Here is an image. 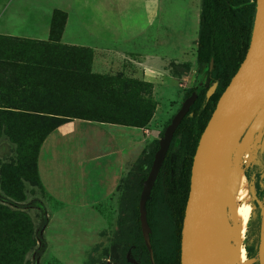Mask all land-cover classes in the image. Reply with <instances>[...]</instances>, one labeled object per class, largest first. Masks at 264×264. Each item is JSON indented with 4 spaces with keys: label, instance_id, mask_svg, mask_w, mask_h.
I'll use <instances>...</instances> for the list:
<instances>
[{
    "label": "rangeland",
    "instance_id": "rangeland-1",
    "mask_svg": "<svg viewBox=\"0 0 264 264\" xmlns=\"http://www.w3.org/2000/svg\"><path fill=\"white\" fill-rule=\"evenodd\" d=\"M56 11L66 12L63 5L52 0H0V34L15 33L44 39L54 21H58ZM60 42L65 44L64 40L60 39ZM79 44L86 47L77 48L92 52L88 47L90 41H80ZM195 44V40L188 41L186 57L189 63L193 59ZM90 70L92 72L91 66ZM186 70V78L181 82L184 85L182 99L169 104V112L168 96L163 90L156 94L155 100L159 104L156 111L157 103L151 96L149 84L142 82L143 86L135 85L128 90L122 85L115 86L116 94L141 105H134L131 110L125 109L129 103L120 110L114 107L110 111L114 117L141 123L155 106L149 122L141 127L88 124L90 127L81 131V137L73 142V147H62L55 138L49 140V135L41 145H37L36 141L29 140L32 136L30 131L24 128L8 131L0 122V172L1 169H17L20 183V196L15 198L17 192L13 196L11 186L4 187L6 178L0 175V209L10 216L22 215L29 231L23 246L20 243L11 245L10 264H148L149 253L143 252L137 238L138 235L142 237L139 216L136 218L131 212L130 197L120 206V195L128 178L138 183L141 175L147 178L150 171H146L147 164L151 160L153 162L166 127L183 101L191 95L189 91L210 83V66L196 65L195 76L190 66ZM96 75L141 82L130 75ZM215 89L216 84L211 85L207 94ZM71 103L76 105L81 101L74 99ZM121 129L132 131L130 142L123 144L125 141L119 137ZM88 135L89 139H85ZM92 138L97 144L86 147L92 144ZM263 141L264 129L251 146L247 145L246 134L237 144L229 168L244 170L248 204L252 209L256 202L264 219V196L263 199L259 196L264 191ZM260 150L263 155L256 158ZM238 201V205L243 207L242 201ZM224 209L229 215L228 206ZM154 211V231L152 234L151 230L150 235L154 237L159 253L169 256L175 249V243L162 201L157 200ZM228 222L227 227L232 225L230 215ZM246 238L247 230L244 241ZM248 240L250 244L251 239Z\"/></svg>",
    "mask_w": 264,
    "mask_h": 264
},
{
    "label": "trees",
    "instance_id": "trees-1",
    "mask_svg": "<svg viewBox=\"0 0 264 264\" xmlns=\"http://www.w3.org/2000/svg\"><path fill=\"white\" fill-rule=\"evenodd\" d=\"M255 11L256 0H201L196 65L211 67L210 83L189 91V94L195 92L197 99L174 133L146 203L147 221L153 234L155 203L162 201L175 243L172 254L162 255L154 243V237L150 235L153 263L148 257V264H180L181 228L190 187L192 159L220 95L247 53ZM55 13L58 21H54L44 39L15 33L0 34V122L8 131L14 128L30 131L32 136L29 140L36 141L37 145H41L51 132L72 119L133 127L147 124L155 106L151 107L148 117L141 123L114 117L110 112L114 107L120 110L126 103H129L125 108L128 110L134 105H141L116 94L115 86L122 85L128 90L144 83L104 78L92 73V52L60 42L66 14ZM213 84H216V89L208 95L207 91ZM74 99L81 103L72 105ZM262 155L263 151L260 150L256 158ZM151 165L152 160L147 164L146 171ZM0 175L6 178L3 186H11V194L17 192L13 196L18 198L20 183L17 169H1ZM145 179L146 175H141V182L138 183L128 178L120 195V206L130 197L131 212L136 218L139 216L138 203ZM259 196L263 199L264 191ZM2 211L0 209V264H10L13 253L11 245L20 243L23 246L29 235L28 223L22 215L10 216ZM137 238L143 252L148 253L143 238L140 235ZM243 245L247 258L257 257L253 264H261L259 254L262 248L264 251V221L256 202L252 204L247 238Z\"/></svg>",
    "mask_w": 264,
    "mask_h": 264
},
{
    "label": "crops",
    "instance_id": "crops-1",
    "mask_svg": "<svg viewBox=\"0 0 264 264\" xmlns=\"http://www.w3.org/2000/svg\"><path fill=\"white\" fill-rule=\"evenodd\" d=\"M52 1L63 5L66 10L61 40L70 46L80 47H86L80 45V41L91 42L88 47L92 50L93 73L130 75L134 80L149 84L151 96L157 103L156 111L159 110L155 100L158 90L167 93L168 106L182 99L184 85L181 82L186 78L187 66L196 75L201 0ZM190 39L196 44L189 63L186 55ZM170 109L169 106L168 112ZM88 124L95 126L99 123L68 121L51 132L49 140L55 138L62 147H73V142L81 137V131L90 127ZM132 135V131L121 129L119 137L125 141L124 144L130 142ZM91 141V145L85 146L97 144L96 139Z\"/></svg>",
    "mask_w": 264,
    "mask_h": 264
},
{
    "label": "water",
    "instance_id": "water-1",
    "mask_svg": "<svg viewBox=\"0 0 264 264\" xmlns=\"http://www.w3.org/2000/svg\"><path fill=\"white\" fill-rule=\"evenodd\" d=\"M196 99L197 94L192 92L172 117L159 141V147L141 190L139 219L142 238L151 260H153V251L146 203L150 199L152 187L174 133ZM263 107L264 0H256L247 53L220 95L199 138L192 159L190 187L181 228L180 264H225L220 253L221 243L218 240V232L222 228L220 219L222 201L229 194L227 179L231 158L234 148L247 133ZM263 259L262 248L259 254L261 264Z\"/></svg>",
    "mask_w": 264,
    "mask_h": 264
},
{
    "label": "bare ground",
    "instance_id": "bare-ground-1",
    "mask_svg": "<svg viewBox=\"0 0 264 264\" xmlns=\"http://www.w3.org/2000/svg\"><path fill=\"white\" fill-rule=\"evenodd\" d=\"M263 129L264 107L254 119L246 133L248 136V146H251L254 138L257 137V135L260 134ZM227 181L229 185V194L228 196L224 197L222 201L220 213L222 228L218 232V240L221 243L220 253L225 264H253L256 260L247 258L243 245L252 210L247 201V181L244 175V170L240 167L235 169L229 168ZM238 199L242 201L243 207L238 205ZM225 206H228L229 208V215L232 221V225L228 227L227 225H229V215L228 211L225 212ZM262 206L264 210V199Z\"/></svg>",
    "mask_w": 264,
    "mask_h": 264
}]
</instances>
